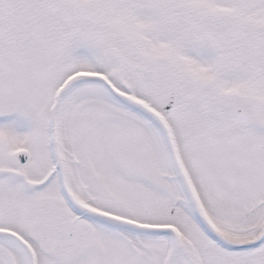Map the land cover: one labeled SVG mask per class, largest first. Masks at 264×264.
Segmentation results:
<instances>
[{"label":"snow or ice","instance_id":"snow-or-ice-1","mask_svg":"<svg viewBox=\"0 0 264 264\" xmlns=\"http://www.w3.org/2000/svg\"><path fill=\"white\" fill-rule=\"evenodd\" d=\"M0 264H264V0H0Z\"/></svg>","mask_w":264,"mask_h":264}]
</instances>
